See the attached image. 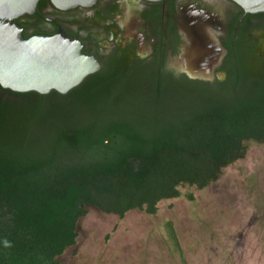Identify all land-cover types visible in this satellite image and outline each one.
Returning a JSON list of instances; mask_svg holds the SVG:
<instances>
[{
    "label": "trees",
    "instance_id": "16d2710c",
    "mask_svg": "<svg viewBox=\"0 0 264 264\" xmlns=\"http://www.w3.org/2000/svg\"><path fill=\"white\" fill-rule=\"evenodd\" d=\"M17 94L0 103V264H60L89 208L155 213L264 143L261 60L215 81L118 64L65 94Z\"/></svg>",
    "mask_w": 264,
    "mask_h": 264
},
{
    "label": "rangeland",
    "instance_id": "374dc122",
    "mask_svg": "<svg viewBox=\"0 0 264 264\" xmlns=\"http://www.w3.org/2000/svg\"><path fill=\"white\" fill-rule=\"evenodd\" d=\"M34 129V130H33ZM40 125L31 130L38 135ZM157 211L88 209L60 264H264V143L204 188L184 184ZM192 196V197H191Z\"/></svg>",
    "mask_w": 264,
    "mask_h": 264
},
{
    "label": "flooded vegetation",
    "instance_id": "af4514ba",
    "mask_svg": "<svg viewBox=\"0 0 264 264\" xmlns=\"http://www.w3.org/2000/svg\"><path fill=\"white\" fill-rule=\"evenodd\" d=\"M194 16H207L212 22L206 27L198 20L193 29L189 19ZM16 21L23 27L25 38L64 32L99 62V67L77 86L107 75L118 64L161 77L215 81L226 79L239 60L264 63V11H246L234 0H97L69 8H60L53 0H39L35 12L25 13ZM196 31L199 35L207 33L225 50L219 62L212 63L213 79L190 73V54L197 49L192 35ZM221 72L224 78L219 77ZM18 92L0 83V103L16 101Z\"/></svg>",
    "mask_w": 264,
    "mask_h": 264
},
{
    "label": "water",
    "instance_id": "95a60500",
    "mask_svg": "<svg viewBox=\"0 0 264 264\" xmlns=\"http://www.w3.org/2000/svg\"><path fill=\"white\" fill-rule=\"evenodd\" d=\"M97 0H53L60 8L76 5H90ZM246 11H264V0H234ZM39 0H0V83L3 87L20 92L35 90L49 93L57 90L67 93L79 85L91 72L99 67V62L81 50L78 40L61 32L56 35L36 34L25 38L23 27L16 18L35 12ZM198 20L209 26L208 17L190 18V25L196 29ZM193 42L197 49L190 54L193 77L213 79L214 61L219 62L225 53L218 41L209 39L207 33L193 32ZM216 49V54H215ZM218 50V52H217ZM195 63V64H194ZM224 78L225 73H219Z\"/></svg>",
    "mask_w": 264,
    "mask_h": 264
}]
</instances>
